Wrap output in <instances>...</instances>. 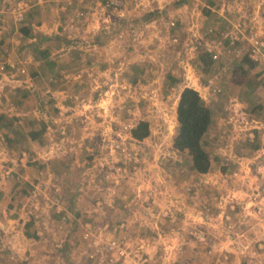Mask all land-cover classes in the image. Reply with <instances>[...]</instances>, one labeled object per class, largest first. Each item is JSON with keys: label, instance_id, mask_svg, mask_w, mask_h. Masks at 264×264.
Instances as JSON below:
<instances>
[{"label": "rangeland", "instance_id": "rangeland-1", "mask_svg": "<svg viewBox=\"0 0 264 264\" xmlns=\"http://www.w3.org/2000/svg\"><path fill=\"white\" fill-rule=\"evenodd\" d=\"M169 1L165 8L174 0ZM206 4L207 0H192L189 8L177 14L179 8L170 7L169 12L174 10L166 15L161 9L153 11L125 2L118 9H111L109 17L103 14L107 20L97 11L94 19L102 18L101 25L92 19L89 25L79 23L78 31L98 24L90 33V29H86L91 35L89 43L95 45L93 61L87 63L93 70H84L85 73L90 71V76L81 85L85 94L82 98L94 106H86L84 111L91 108L92 113L89 111L88 116L84 112L79 116L80 121L78 118L71 120L70 126H92L98 133L92 144L97 145L110 137V140L117 138L128 143L130 132L133 135V130L142 122L149 124L150 134L144 139L133 135L139 140L135 141L138 145L135 152L128 160L115 157V161L126 163L121 168L117 169V163L115 167H105L108 171L114 168L121 181L106 177L105 171L96 169L90 175L82 174L83 178L84 175L90 177L86 181L89 186L83 185L86 192L77 194L76 188H82V183L76 164L72 167L76 174H71V179L61 180L60 185H53V179L48 182V194L43 201L41 197H33L35 203L47 202L43 204L46 209L63 201L71 209L64 211L67 212L65 223L60 220L58 227H39L44 233L45 228L46 237L40 235L38 241L29 244V259H23L26 264H55L52 262L55 253L62 255V264H86L84 258L76 259L82 258V254L87 257L90 242L96 238L95 229L103 230L99 226L112 225L130 214L136 223L129 230H139L143 237L150 239L151 244L145 248L156 253L148 264H163L165 259L172 263L174 258L185 260L184 264H264V157L256 167L249 165L251 169L244 167L245 160L241 158L249 149L242 146L235 156L233 137L223 131L224 128L228 130L226 123L234 112L229 114L226 100L219 97L223 93L221 86V91H212L209 103L217 113L223 114V118L218 116L214 120L215 124L205 137L207 150L213 158L219 157V162H215L207 174L200 173L193 167L188 153L174 146L183 80L191 83H195L196 77L199 82L200 78L204 80L195 60L197 47L203 45L199 43L197 26L201 29L204 24L200 12ZM149 13H152L150 19L146 18ZM171 16L174 24L167 25L166 19ZM207 74L210 73H203ZM100 93L103 94L101 100ZM230 93L237 94L235 89ZM61 161L57 162L58 169L68 168L67 161ZM92 198L111 201L115 208L108 206L106 213L101 215L96 211L88 213L85 210ZM79 205L88 206L83 208V216L95 221L91 222L94 227H87L85 222L80 224L81 220L73 217L72 210ZM32 214L27 217L28 221ZM39 228L35 229L36 233ZM85 235L87 243H82L81 237ZM43 248L48 250L49 262L37 256ZM244 255L247 258L240 259ZM0 264L11 263L2 258ZM175 264H179L178 260Z\"/></svg>", "mask_w": 264, "mask_h": 264}, {"label": "crops", "instance_id": "crops-1", "mask_svg": "<svg viewBox=\"0 0 264 264\" xmlns=\"http://www.w3.org/2000/svg\"><path fill=\"white\" fill-rule=\"evenodd\" d=\"M20 1L23 0H0V165L3 166L0 174L3 170H13L7 179L0 175V260L4 258L11 264H19L20 260V264H26L23 259H29V244L38 241L40 235L46 237L45 228L44 233L39 227H58L60 220L65 223L63 219L67 212L64 211L71 209L65 201L59 204L56 202L54 207L46 209L43 204L47 202L42 204L39 201L37 204L33 200V197H41L43 201V197L48 194L46 186L50 180L55 181L53 185H60L61 180L71 179V174L75 173L72 167L78 164L77 172L80 174L82 188H76V191L77 194L86 192L83 185L89 186L86 181L90 177L85 178L84 175L83 178L82 174L91 173L86 170L87 154L81 149L91 145L93 137L98 134L92 126H70L71 120L78 118L80 121L79 116L84 112L88 116L89 111L92 113L89 107L84 111L86 106H94L82 98L85 94L81 85L90 76V71L85 73L84 70H93L92 66L87 65L93 61L92 50L95 46L89 43V33L97 29L98 24H93V29L87 26L89 33L85 28L78 31L79 23L82 22L74 18V7H68L66 0H24L28 7L25 19L19 21L15 17L14 8ZM207 2L200 12L204 16L201 27L207 29L215 25V35L221 36L228 21L239 19L240 11L245 9H248L252 18H247L250 25H264V0ZM76 7L79 5L76 4ZM189 7L187 3L179 9L182 12ZM230 47L226 43L220 48V59L213 63L207 72L210 74L203 75L204 72L201 73L198 66L199 75L204 80L201 81L199 76L200 82L197 77L195 83L184 79L183 86L193 84L200 93H204L201 95L207 102L213 96V93L209 94L205 89L210 79L223 88L222 97H219L226 100L228 113L234 112L226 123L228 130L224 128L223 131L233 137L235 156L240 147L249 149L247 155L241 157L245 160L244 167H256L264 157V63L243 53L229 52ZM75 84L79 85L74 87ZM234 89L237 94L231 95L230 90ZM81 98L83 101L80 104L78 101ZM102 98L103 94L100 93L99 100ZM61 110L67 111L65 115H61ZM218 116L223 118V114L216 111L215 120ZM61 160L67 161L68 168L58 169L57 164ZM91 200L89 207L79 205L72 210L75 212L73 217L81 220L80 224L95 222L83 216V208L88 207L85 211H96L100 215L108 210L105 205L103 211H98L96 200ZM41 207L42 210L39 209ZM246 208H250L249 205ZM29 214H32V218L28 221ZM36 228L40 229L38 233L35 232ZM81 241L86 242L82 237ZM43 250L37 256L49 262L48 250ZM52 258L55 264L63 263L62 255L55 253ZM83 258L86 264L91 262L89 254L87 257L82 254V258L79 256L76 260ZM246 258L247 255H244L240 259ZM175 260L179 264L183 261L174 258L169 264H175Z\"/></svg>", "mask_w": 264, "mask_h": 264}, {"label": "built area", "instance_id": "built-area-1", "mask_svg": "<svg viewBox=\"0 0 264 264\" xmlns=\"http://www.w3.org/2000/svg\"><path fill=\"white\" fill-rule=\"evenodd\" d=\"M194 1V0H193ZM125 2H131L138 4L139 6L143 5V7L149 10H162L169 4V0H66V4L68 7H74L73 16L77 19V21H81L84 25H89L88 23L92 19L96 20L100 23L104 22L101 18L100 20L94 19L96 13L100 12L104 19H108L110 16L109 11L111 9H118L119 5H122ZM76 4L79 7H76ZM82 5V6H80ZM28 7V3L26 1H20L17 3V6L14 8L15 17L19 21H23L25 19V10ZM98 11V12H97ZM181 12V9L177 10ZM240 17L236 20L228 21L226 28L221 32V36L215 35L216 26L210 25L207 29L201 27V29L197 28L199 32V43L205 45L212 53L215 62L218 61V57L220 55V48L228 43L231 47L229 52L236 51L238 54L243 53L244 55H248L252 59L264 63V25L252 26L248 23L247 18L251 16L248 13V9L240 11ZM105 14V15H103ZM174 16V15H172ZM171 17H167L166 24H174V20ZM178 17H176V20ZM182 20V19H181ZM252 21V20H251ZM19 69V68H18ZM21 70V69H19ZM24 71V70H23ZM205 89L209 94L217 93L221 90L220 86L217 85L214 80H209ZM204 95V93H201ZM61 115H65L64 110H61ZM84 115V114H83ZM86 126V125H85ZM128 137V143L124 142L122 139H113L110 138L103 139L102 143L97 145L95 143H90L91 145H86L83 147V152L87 154V168L89 172L97 171H105L106 177L112 176L113 179H119L120 176H117L113 171H108L105 168L115 167L114 163H117V169L121 168L124 162L115 161L118 159H126L130 158L132 153L138 148V145H135V141L139 142L130 132ZM88 135V139H89ZM131 139V140H130ZM116 157V158H115ZM127 160H125L127 162ZM3 166L0 165V168ZM12 169H8L6 171H2L0 174L3 178H9L13 173ZM121 181V180H120ZM106 200V199H103ZM111 201L103 202L102 200L96 201L98 211H103V206H114ZM109 209V208H107ZM144 220H147L146 217H142ZM150 216H148V220ZM136 223L132 214L127 216L126 218L120 219L113 223L112 225L99 226L103 230L95 229L96 238L90 242L89 245V257L91 258V262L89 264H148L151 257H155L156 253H151L152 250L150 248H145V245H150L151 240L143 237L140 234V231L133 232L129 230V227L132 224ZM87 227H94L92 223H87ZM86 240V235L83 236ZM203 240V237L200 236ZM94 241V242H93ZM169 246H167V249ZM165 247V250H167ZM164 258V256H163ZM163 264H169L165 259L163 260Z\"/></svg>", "mask_w": 264, "mask_h": 264}, {"label": "trees", "instance_id": "trees-1", "mask_svg": "<svg viewBox=\"0 0 264 264\" xmlns=\"http://www.w3.org/2000/svg\"><path fill=\"white\" fill-rule=\"evenodd\" d=\"M187 3L191 5L192 0H174L167 8H163L164 10L161 11L168 15L174 10L172 9L169 12L168 9L170 7L180 8ZM152 13L146 15V18L150 19ZM153 15L156 16V12ZM219 59L220 55L218 61ZM196 62L202 72H209L215 62L213 53L206 46H198ZM177 112L179 126L174 138V146L178 150L188 153L191 157L193 167L198 172L206 173L210 171L215 162H219V157L213 158L209 153L205 141V137L215 120L216 111L214 107L206 101L199 90L193 86H185L180 96ZM149 134L150 128L147 122L140 123L133 130V135L140 139H144Z\"/></svg>", "mask_w": 264, "mask_h": 264}]
</instances>
